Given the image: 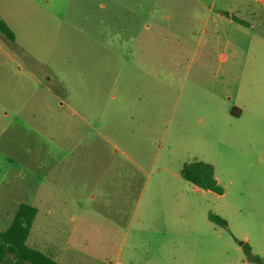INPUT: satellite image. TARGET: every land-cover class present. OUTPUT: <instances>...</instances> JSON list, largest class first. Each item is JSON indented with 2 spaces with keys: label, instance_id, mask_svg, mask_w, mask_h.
I'll return each instance as SVG.
<instances>
[{
  "label": "rangeland",
  "instance_id": "374dc122",
  "mask_svg": "<svg viewBox=\"0 0 264 264\" xmlns=\"http://www.w3.org/2000/svg\"><path fill=\"white\" fill-rule=\"evenodd\" d=\"M0 19V230L26 202L59 264L264 259V0H0ZM195 160L223 194L182 176Z\"/></svg>",
  "mask_w": 264,
  "mask_h": 264
},
{
  "label": "trees",
  "instance_id": "16d2710c",
  "mask_svg": "<svg viewBox=\"0 0 264 264\" xmlns=\"http://www.w3.org/2000/svg\"><path fill=\"white\" fill-rule=\"evenodd\" d=\"M224 14L231 16L228 12ZM232 18L240 21L234 15ZM0 31L14 40L12 29L3 19H0ZM181 174L186 180L202 189L211 190L218 194L224 193V189L216 177L214 166L209 162L195 160L185 163L181 169ZM37 213L38 208L36 206L22 202L9 227L0 230V264H58L53 257L28 243ZM209 219L222 226L228 225L225 218L213 212L209 213ZM243 247L248 251L252 261L264 264V259L253 254L247 242L243 244Z\"/></svg>",
  "mask_w": 264,
  "mask_h": 264
},
{
  "label": "crops",
  "instance_id": "0c3cea01",
  "mask_svg": "<svg viewBox=\"0 0 264 264\" xmlns=\"http://www.w3.org/2000/svg\"><path fill=\"white\" fill-rule=\"evenodd\" d=\"M233 112L234 113H236V114H238L239 112L237 111V110H235V108L233 109ZM194 186H195V188H197V189H202V188H200V187H198V186H196L195 184H194ZM203 190H205V189H203ZM206 191H208V190H206ZM211 191V190H210ZM214 192V191H213ZM218 194V193H217ZM141 196H142V194H141ZM141 196H140V198H141ZM140 198L138 199V201H137V204H136V207H135V209H134V213H138V209H139V205H140V203H141V201H140ZM37 216V215H36ZM36 219V218H35ZM32 230V229H31ZM31 234V233H30ZM29 239V238H28ZM35 247V246H34ZM59 264V263H58ZM116 264H122V262L121 261H118Z\"/></svg>",
  "mask_w": 264,
  "mask_h": 264
}]
</instances>
